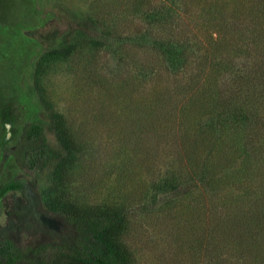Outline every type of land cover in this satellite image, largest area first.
<instances>
[{
	"label": "trees",
	"instance_id": "trees-1",
	"mask_svg": "<svg viewBox=\"0 0 264 264\" xmlns=\"http://www.w3.org/2000/svg\"><path fill=\"white\" fill-rule=\"evenodd\" d=\"M151 2L140 0L144 6ZM41 8L45 18L47 11ZM50 8L53 19L30 34L41 46L32 76L42 113L24 125L13 146L3 148L24 172L27 184L6 183L0 189V211L9 194L20 192L28 199L30 190L33 206L42 205L64 228L61 232L47 228L34 207L18 204L9 215L16 221L15 231L29 241L22 243L11 231L1 232L0 264H134L122 241L129 226L125 208L90 212L60 200L79 147L66 117L43 96L40 80L50 61L67 59L86 47L110 50L117 40L115 28L79 16L65 4ZM142 16L153 39L147 42L144 34L131 40L146 42L167 72H184L197 58L210 72L182 111L186 164L172 169L165 183L157 186V200L151 198L138 209L167 208L190 193L188 181L203 186L212 199L238 187V192L223 193L221 204L214 205L229 210L230 217L211 210L207 229L198 230L193 242L203 247L210 264H229L222 259L225 251L243 258V264H264V0H163L147 7ZM186 21L197 24L201 32L191 30L186 38ZM240 57L243 66L236 62ZM169 120L164 129H173L175 122ZM171 193L158 204L159 196Z\"/></svg>",
	"mask_w": 264,
	"mask_h": 264
},
{
	"label": "rangeland",
	"instance_id": "rangeland-1",
	"mask_svg": "<svg viewBox=\"0 0 264 264\" xmlns=\"http://www.w3.org/2000/svg\"><path fill=\"white\" fill-rule=\"evenodd\" d=\"M161 1L144 6L140 0H0V189L12 180L27 184L24 172L3 148L13 146L24 125L42 113L32 76L41 46L30 34L53 19L50 7L65 4L79 16L97 19L101 26L113 24L117 40L110 50L86 47L67 59L50 61L41 74L43 96L66 117L79 147L60 200L90 212L125 208L129 226L122 241L134 264H210L206 251L193 238L198 230L207 229L211 210L225 216L230 212L214 205L221 204L219 198L226 192H238V187L212 199L203 186L187 180L190 193L167 208L138 209L151 198L157 200V186L165 183L172 169L186 164L182 111L210 72L208 66L198 64V58L184 72H167L157 53L144 46L146 42L131 40L148 35L149 24L142 12ZM40 7L47 11L45 18ZM186 24V38L191 30L201 32L197 24ZM151 39L148 35L146 41ZM244 61L236 60L241 66ZM169 118L174 127L164 129ZM171 195L159 196L158 204ZM27 198L11 193L0 211V233L11 231L22 243L29 237L15 231L16 221L9 213L18 204L34 207L30 190ZM34 208L44 226L63 230L61 221L42 205ZM222 259L229 264L244 260L230 251Z\"/></svg>",
	"mask_w": 264,
	"mask_h": 264
}]
</instances>
